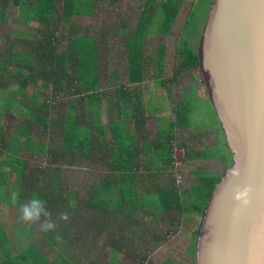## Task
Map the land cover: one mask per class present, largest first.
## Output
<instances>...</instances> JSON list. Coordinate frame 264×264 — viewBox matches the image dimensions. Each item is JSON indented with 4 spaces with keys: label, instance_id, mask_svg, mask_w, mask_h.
<instances>
[{
    "label": "trees",
    "instance_id": "trees-1",
    "mask_svg": "<svg viewBox=\"0 0 264 264\" xmlns=\"http://www.w3.org/2000/svg\"><path fill=\"white\" fill-rule=\"evenodd\" d=\"M96 0H0V23L6 22L10 4L21 5L20 15L25 21L31 20L41 24L36 28V34L24 32V36L36 37L35 40L18 41L10 39L5 49L0 51V206L17 211L18 218L20 206L33 196H39L45 201V207L55 213L69 212L67 222L57 220V228L63 230L62 239L68 244L80 240L84 236L90 239L96 237V232L76 223L75 190H69L59 177L61 171L59 164L74 163L76 152H89L95 147L91 133L82 131L77 127L75 110L77 103L85 100L89 106L91 102L99 105L100 96L98 90V71L91 69L97 58V38L92 35L79 33L72 18L74 15L91 14ZM115 1V0H110ZM181 9V0H144L135 24L125 28V50L128 63V77L130 82H140L146 76L157 77L165 85L163 77V62L165 48L163 43H158L155 48L147 50V45L152 31L159 38H164L170 32ZM191 15L183 25L188 22ZM24 24H26L24 22ZM68 26V30L64 27ZM15 30H12V33ZM106 47L109 37L102 32ZM184 39L179 47L180 62L174 69L169 81L175 83L179 75L187 70L196 69L199 66L198 55L188 43V34L182 30ZM63 44V49H62ZM21 45L20 49H14ZM155 63L157 72L151 73L146 69V64ZM93 79L90 81V79ZM37 89L40 92H37ZM168 95L170 89L166 87ZM61 93V94H60ZM103 95L102 91H99ZM78 94V97L76 95ZM62 96L68 99L59 102L57 98ZM83 95V96H81ZM183 102V103H182ZM195 103V97L189 93L176 107L177 115ZM81 106V104H79ZM8 108L19 120L12 126H4L1 123V112ZM173 121L169 122L168 129L160 130L165 134L160 161L162 166L158 169L168 170L172 176L173 167L172 151L174 146L182 147L172 142L176 141ZM114 140L116 136H113ZM26 155L32 157L41 156L45 165L32 169L27 173ZM121 169L122 167H117ZM129 178H133V166L126 167ZM13 175V180H10ZM173 178V177H172ZM220 180L219 175L203 173L198 175L195 185L184 189L187 194L182 200L180 190L183 186L176 185L174 179L168 182L162 192L161 209L165 212L176 210L196 211L200 215L207 200L212 193L215 184ZM128 188L127 205L130 212L127 215L133 217L134 210L138 207V199L135 198L133 189ZM101 198L90 197L86 204L87 210H99L100 201L105 200V190L108 187H100ZM108 192V191H107ZM16 200H13V194ZM67 193V195H65ZM106 200L110 201L109 198ZM113 203V197H112ZM128 207V206H127ZM80 216V215H79ZM16 221V220H15ZM19 224V222H18ZM36 224L27 225L20 222L19 232L32 233ZM173 226V223L171 224ZM175 225V224H174ZM174 227V226H173ZM169 227L167 232L174 229ZM194 232V241L196 237ZM47 233V232H44ZM133 236L137 231H129ZM23 240L22 248L18 249L14 241L9 237L6 228L0 225V264H51L46 254L33 242ZM93 241V240H92ZM194 241L188 251L194 255ZM121 242V241H119ZM132 242L130 241V245ZM122 247H129L127 243H120L115 251ZM144 248V246H143ZM88 253L86 257H91ZM140 257H147V249ZM60 264L67 260L58 256Z\"/></svg>",
    "mask_w": 264,
    "mask_h": 264
},
{
    "label": "crops",
    "instance_id": "crops-1",
    "mask_svg": "<svg viewBox=\"0 0 264 264\" xmlns=\"http://www.w3.org/2000/svg\"><path fill=\"white\" fill-rule=\"evenodd\" d=\"M98 1L101 0H96L95 3ZM115 1L120 3L122 0ZM95 3L91 14L84 15L88 20L95 14ZM20 6L10 4L9 10L17 7L20 12ZM24 22L27 24L36 21L22 19V24L26 25ZM39 26L42 27L41 24ZM109 27V33L107 30L105 32L108 37L110 36L111 42L109 44L108 40L106 47L103 48L104 40L101 35L103 30L99 28L88 34L85 31L89 27L80 29L76 25L79 33L97 38V58L91 69L98 71L99 89L91 91L98 90L100 96L99 105L91 102L88 106L83 100L77 103L75 110L77 127L91 133L95 143L91 152L85 149L84 152H76L74 156L73 164L80 173L77 177L78 180L79 177L81 179L80 188L84 186L81 191L79 187L74 189L76 223L81 229L85 227L99 230L100 235L108 234L110 237L116 233L124 237L130 234L129 231H137L133 237L138 235L145 237L148 235L145 232L149 231L153 234L152 239L158 240L159 236L155 234L158 226L163 227L165 224L170 226L173 223L178 227L182 217L199 218L200 221V214L196 211L165 212L161 209L162 192L174 176L173 173L172 176L167 174L168 170L158 169L163 165L160 161L162 148L167 146L163 144L165 134L159 131L168 129L169 122L173 121L174 135L178 144L182 146L179 148L185 152L181 169L184 177V184L180 190L182 200L189 197L184 189L195 185L198 175L212 173L220 176L230 164L231 154L207 95H202L192 88L190 92L195 97L196 105L200 107L199 112L188 106L177 115L175 109L180 103L174 106V110L172 109V98L168 95L167 89H164L165 93L163 92L165 86L159 78L146 76L140 82H130L124 39L127 26L124 25L120 30L115 29L113 25ZM117 38L122 42L121 49L115 41ZM146 69L157 72L158 68L155 63H147ZM92 80L91 78L90 81ZM99 91H102L103 95ZM193 165L198 166L199 170H191L190 167ZM119 166L122 168L118 169ZM128 166L134 167L133 178L128 176L126 168ZM130 186L135 198L138 199V207L132 211L131 218L127 215L131 211L127 205ZM100 187L109 188L105 190V200L99 202L101 209L87 210L86 204L90 197L92 200L95 197L97 199L102 197Z\"/></svg>",
    "mask_w": 264,
    "mask_h": 264
},
{
    "label": "water",
    "instance_id": "water-1",
    "mask_svg": "<svg viewBox=\"0 0 264 264\" xmlns=\"http://www.w3.org/2000/svg\"><path fill=\"white\" fill-rule=\"evenodd\" d=\"M197 55L231 162L200 215L195 264H264V0H212ZM244 187L249 205L234 216Z\"/></svg>",
    "mask_w": 264,
    "mask_h": 264
},
{
    "label": "rangeland",
    "instance_id": "rangeland-1",
    "mask_svg": "<svg viewBox=\"0 0 264 264\" xmlns=\"http://www.w3.org/2000/svg\"><path fill=\"white\" fill-rule=\"evenodd\" d=\"M144 0H122L120 3L118 1H107L101 0L95 3V14L90 20L84 15H74L72 18L73 23L77 25L80 29L83 27H89L87 29L88 34L95 32L99 28L103 31L109 33V25H113L115 29L120 30L124 25L132 27L138 17L141 10V5ZM159 1V0H158ZM212 0H181V9L179 11L178 17L175 20L172 29L167 34L166 37L159 38V36L152 31L150 39L148 42V53L153 47H156L158 43H163L165 48L164 62H163V77L165 79L164 89L169 87L172 98L171 107L174 110V106L178 105L186 96L189 95L191 89H195L202 95H207L205 91V81L204 75L200 67L192 70H187L182 72L177 82L173 83L169 81L172 77L174 69L180 62L179 47L184 39L182 35V30L187 33L189 45L195 49L198 53V48L200 44V39L205 26L206 18L210 9ZM118 3V4H117ZM121 5V6H120ZM191 9V15L186 22L189 11ZM121 19V20H119ZM124 21V22H123ZM40 27L36 22H29L26 25L22 24V17L17 7L11 8L7 14V22L0 23V51L5 49L9 44L10 39L23 41L30 40L33 41L36 37L24 36V32L36 34L35 29ZM68 30V26L64 27ZM12 30L15 32L12 33ZM40 36L39 34H36ZM118 46H122V42L117 38L115 39ZM109 36V44H110ZM62 49L63 44H62ZM21 45H18L14 49H20ZM151 73H156V70H151ZM162 86V85H161ZM37 92H40L37 89ZM61 94V93H60ZM56 100L59 102L68 99L66 96H62ZM206 97V96H205ZM192 110L199 112V106L196 103L191 104ZM175 115V114H174ZM19 120V117L8 108H5L1 112V123L4 126H14ZM177 135L179 133H176ZM176 141L172 143H176ZM181 153V151H176V156ZM27 160V173L30 174L32 169L38 166L45 165L44 160L41 156L32 157L31 155H25ZM61 169L59 177L62 179V183L69 190H74L80 188L81 179L78 175L80 174L78 170L75 169L74 164L68 165L67 163L59 164ZM183 167L180 168V171ZM222 168V167H221ZM219 168V171L221 170ZM191 170H199L198 166H191ZM173 176L174 172L172 171ZM183 175V174H182ZM193 178L192 176H190ZM77 178V179H76ZM10 180H13V175H11ZM77 180V181H76ZM175 180V177H174ZM77 182V186H76ZM191 181L188 179V183ZM176 183V182H175ZM184 184L183 181L179 185L180 187ZM84 189V186L81 187ZM80 188V191H81ZM67 195V193H65ZM55 213V217L60 214ZM17 211L11 208L0 206V225H3L9 237L14 241L15 246L20 249L23 245V240L25 242H33L37 247L44 252L51 262V264H60L58 256L63 257L67 262L65 264H97L96 262H101L100 264H195L194 255H191L188 251L194 241V232L198 228L199 218L182 217L179 222V226H167L166 224L162 227L158 226V230L155 234H158L159 239H152L151 233L146 231L148 235L142 236H129L124 237L119 236L117 233L113 237L108 234L100 235L97 232L96 237L90 239L89 236H84L78 241H74L70 244L61 237L63 235V230L61 228H56L55 231H50L44 233L40 230L39 225L34 226L32 233H20L18 226L20 222L16 218ZM69 214V212H68ZM71 217V215H69ZM56 217V218H57ZM16 220V221H15ZM19 222V224H18ZM184 222V223H183ZM173 227L171 232H167V228ZM161 228V229H160ZM155 230V229H154ZM142 233V231H140ZM93 240V241H92ZM127 243L129 247H122L120 251H115L116 247H120V243ZM130 241L132 244L130 245ZM195 243V241H194ZM147 249V257H140L144 254V248ZM124 248V249H123ZM123 250V251H122ZM88 253H92L91 257H86ZM93 258V260H92ZM92 261V263H91Z\"/></svg>",
    "mask_w": 264,
    "mask_h": 264
},
{
    "label": "clouds",
    "instance_id": "clouds-1",
    "mask_svg": "<svg viewBox=\"0 0 264 264\" xmlns=\"http://www.w3.org/2000/svg\"><path fill=\"white\" fill-rule=\"evenodd\" d=\"M228 176L232 180H237L241 176V170L239 167L231 168ZM250 191V187L237 188L235 190L233 194V200L236 204L233 212L234 216H238L244 208L248 207ZM16 198V194L14 193L13 200L15 201ZM57 220L67 222L69 220V214L61 212L56 220H54L52 212L46 209L45 201L40 199L39 196H33L20 206L18 221L27 225L38 224L42 232L55 231L57 228ZM250 260L254 261V258L250 257Z\"/></svg>",
    "mask_w": 264,
    "mask_h": 264
},
{
    "label": "built area",
    "instance_id": "built-area-1",
    "mask_svg": "<svg viewBox=\"0 0 264 264\" xmlns=\"http://www.w3.org/2000/svg\"><path fill=\"white\" fill-rule=\"evenodd\" d=\"M174 144V143H172ZM176 151H181V153H179L177 156H176ZM184 150L183 149H180L179 147L177 146H174L173 148V151H172V167H173V170H174V177H175V182H176V185H180L181 182L183 181V175L180 171V168L182 166V162H183V158H184Z\"/></svg>",
    "mask_w": 264,
    "mask_h": 264
}]
</instances>
